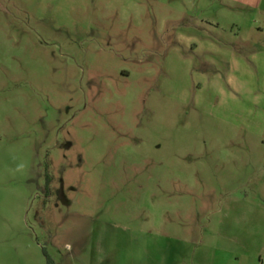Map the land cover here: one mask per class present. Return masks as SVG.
Returning a JSON list of instances; mask_svg holds the SVG:
<instances>
[{
	"label": "rangeland",
	"instance_id": "rangeland-1",
	"mask_svg": "<svg viewBox=\"0 0 264 264\" xmlns=\"http://www.w3.org/2000/svg\"><path fill=\"white\" fill-rule=\"evenodd\" d=\"M264 264V0H0V264Z\"/></svg>",
	"mask_w": 264,
	"mask_h": 264
},
{
	"label": "trees",
	"instance_id": "trees-1",
	"mask_svg": "<svg viewBox=\"0 0 264 264\" xmlns=\"http://www.w3.org/2000/svg\"><path fill=\"white\" fill-rule=\"evenodd\" d=\"M50 264V263H49Z\"/></svg>",
	"mask_w": 264,
	"mask_h": 264
}]
</instances>
